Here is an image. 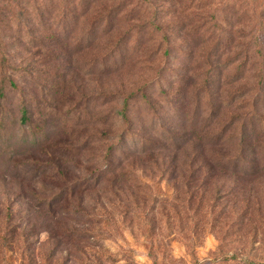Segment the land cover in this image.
<instances>
[{
  "label": "rangeland",
  "instance_id": "rangeland-1",
  "mask_svg": "<svg viewBox=\"0 0 264 264\" xmlns=\"http://www.w3.org/2000/svg\"><path fill=\"white\" fill-rule=\"evenodd\" d=\"M13 1L29 16L25 33L38 34L7 54L19 89L8 87L0 102L17 114L2 133L22 131V103L33 126L72 122L32 152L49 155L42 172L54 174L42 178L41 162L21 158L16 138L0 142V264H264V211L255 215L264 178L246 183L254 187L246 217L222 207L212 216L176 203L181 180L157 165L170 156L171 134L196 122L200 130L216 114L219 127L239 121L242 136L247 124L251 144L264 146V79L256 78L264 60L254 66V47L242 46L252 45L250 17L264 0H101L92 9L69 0L76 14L52 15L54 31L42 28L48 0ZM241 20L247 38L234 43ZM57 36L65 41L53 61ZM59 153L63 161L50 162Z\"/></svg>",
  "mask_w": 264,
  "mask_h": 264
},
{
  "label": "trees",
  "instance_id": "trees-1",
  "mask_svg": "<svg viewBox=\"0 0 264 264\" xmlns=\"http://www.w3.org/2000/svg\"><path fill=\"white\" fill-rule=\"evenodd\" d=\"M36 0H31L32 4H35ZM101 0H82V8H91L95 6ZM0 1V102L7 99L6 90L8 87L14 91H18L19 87L16 80L9 77L6 71L11 65V60L8 53L12 52L14 43H18V46L26 41V37L37 39L35 29L25 33L28 30L27 26L29 23V16L26 14L23 8H20L19 1H9L7 5H4ZM241 1L239 0L240 3ZM45 6L47 19L43 29L45 31H54L52 22V15L58 13L61 15L62 19H66L68 15L76 14V5L69 0H48ZM73 4V5H72ZM69 6L72 8L69 9ZM93 6V7H94ZM4 7H6V12H3ZM92 7V8H93ZM91 8V9H92ZM262 10L259 12L258 8L254 9L250 17V38L252 39V45H242L246 47H254L253 55H250V59H258L257 63H261L260 59L264 60V45L261 46L262 41L260 35L264 33V4L262 5ZM11 10H14L11 12ZM9 16V22H5L4 16ZM73 18V16H71ZM14 22L16 30H6L3 27L6 24ZM244 20L239 22L236 26V40H245L247 38L246 26L243 24ZM246 22V21H245ZM34 28L33 25H30ZM72 27V26H71ZM74 27V26H73ZM72 27V28H73ZM74 28L71 30L73 31ZM16 32L14 37L10 36V33ZM48 32H46L47 34ZM46 34L43 36L45 37ZM14 38V41H10ZM56 37H54L55 39ZM98 38V37H97ZM95 38L94 40H97ZM57 43L50 45V56L53 57V61L57 59L56 52L62 48L65 38L62 36H57ZM233 42V39L231 40ZM14 42V43H13ZM241 46V44H238ZM40 44L37 49L41 48ZM251 51V49H250ZM61 54L59 56L60 60ZM60 63L62 61L60 60ZM264 67V65L262 66ZM261 69V68H260ZM2 77V78H1ZM256 78L264 79V70L256 72ZM209 86L211 83L208 84ZM264 91V82L261 89ZM264 105V104H263ZM3 105H1L2 107ZM53 106V105H52ZM262 106L261 103L256 104V109ZM42 111L43 109H38ZM20 114L19 124L22 127V131H18L16 134H12L7 138L5 137V128L12 127L15 124L17 114L0 111V142H9L16 138L18 145L14 147L22 152L21 158L26 159V162L30 165H34V162L38 163V169L42 173L52 171H44L43 166L48 161L49 155H40L39 159L36 158L33 151L44 152V147L49 144V141L53 139L54 135L58 134L56 132V125L61 124L68 126L72 120L67 119H50L45 118L44 125L36 127L32 125L33 112L26 103H22L18 110ZM123 119H127L124 113L121 114ZM241 119L244 117H240ZM63 120V121H62ZM220 116L218 114L209 117L205 121V125L199 130L198 122L193 124L191 127L187 128V125H183V128L177 129V134H171V139L173 140V145H164V152H169L170 156L161 154L162 161L157 162L158 168H163L167 172H172L175 175V179L181 180L179 183L174 184V188L178 193L176 203L182 204L186 211L194 212L196 214L205 213L215 216V212L218 208L222 207V211L231 210L230 212H236V210L241 209L245 211L243 217H246L248 212L253 211L252 205L253 201L251 195L254 192V187H249L246 183H251L253 180L257 181L264 178V146L255 147L248 140V129L247 124H244L242 131V136H238L240 127L238 126L239 121L226 122L224 125L219 127L218 121ZM27 130L31 132L27 133ZM51 130L52 134H49ZM183 132V133H181ZM32 139V141H30ZM184 139V140H183ZM180 140H183V145H179ZM245 143H242L246 141ZM252 141V138H251ZM112 150V149H111ZM110 150L111 156L114 154L115 150ZM51 157L50 162H55L59 164V161H63L66 156L64 153L58 154ZM59 166V165H57ZM54 174V173H53ZM59 175L64 177V172H59ZM56 176V175H55ZM63 185L66 181L61 182ZM94 191V189H93ZM260 205V203H257ZM221 211V210H220ZM259 218L264 211V208L255 210ZM254 214H249L251 217ZM246 226H242L241 229H246ZM258 229V228H257Z\"/></svg>",
  "mask_w": 264,
  "mask_h": 264
}]
</instances>
